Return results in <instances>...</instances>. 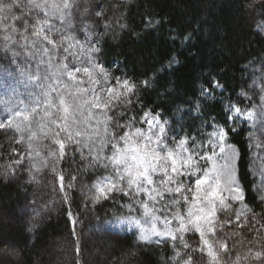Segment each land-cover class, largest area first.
Returning a JSON list of instances; mask_svg holds the SVG:
<instances>
[{"label":"trees","instance_id":"trees-1","mask_svg":"<svg viewBox=\"0 0 264 264\" xmlns=\"http://www.w3.org/2000/svg\"><path fill=\"white\" fill-rule=\"evenodd\" d=\"M81 3L79 11L84 9ZM104 6V16L94 18L106 27L99 38V57L113 73L138 86L132 104L117 111L137 120L143 111L160 112L178 136H202L213 124L229 129L227 143L239 154L245 209L236 205L219 215L223 227L218 225L217 238L228 246L222 264H234L237 254L240 264H264V257L254 255L264 252V198L253 173V128L240 117L228 118L230 104L251 108L261 103L264 0H104ZM17 135L11 128L0 130V264H183L189 256L192 264H207L205 253L198 250V233L185 234L188 248L179 241L174 248L171 240L144 242L133 230L111 227L127 199L116 194L93 204L89 186L102 172L87 171L74 149L57 165L65 185L77 177L65 189L67 200L51 169L46 170L49 175L34 174L28 183L22 180L23 164L15 161L24 144L15 142ZM24 205L36 218L31 225L21 217ZM93 243L104 247V253L91 254Z\"/></svg>","mask_w":264,"mask_h":264},{"label":"snow or ice","instance_id":"snow-or-ice-1","mask_svg":"<svg viewBox=\"0 0 264 264\" xmlns=\"http://www.w3.org/2000/svg\"><path fill=\"white\" fill-rule=\"evenodd\" d=\"M75 6V0H0V50L28 88L26 95L0 100L8 113L0 128L14 129L15 142L25 145L15 163L27 159L30 172L51 168L67 200L65 189L73 187L77 177L65 185L57 165L74 149L86 169L102 172L89 186L93 204L116 194L127 197L121 205L127 214L118 217L119 224L138 229L139 240L156 238L160 243L163 238L174 248L177 241L188 248L185 234L198 233V250L206 253L208 264H222L228 246L215 238L217 213L244 199L235 163L239 154L227 143L229 129L213 124L202 136L178 137L170 121L151 109L139 120L133 115L121 123L127 113L117 110L132 104L138 86L127 77L113 76L98 61L100 49L92 43L87 25L81 29L84 39L77 34ZM260 90L259 105L230 104L228 118H243L253 128L258 121L264 127V84ZM254 255L260 259L264 252ZM241 259L237 254L234 264ZM183 264H192V257Z\"/></svg>","mask_w":264,"mask_h":264},{"label":"rangeland","instance_id":"rangeland-1","mask_svg":"<svg viewBox=\"0 0 264 264\" xmlns=\"http://www.w3.org/2000/svg\"><path fill=\"white\" fill-rule=\"evenodd\" d=\"M80 3L82 4V6H84V9H87L89 6H90V9L86 10V11H84V9L79 11L78 7H79ZM75 4H76V6L72 10V15H73V23H75L77 25V34L80 36L81 39H84L85 33L81 29L83 28L84 25H87L88 35L90 36L92 43L96 47H98L100 35L104 31V28H106V27H105L104 22H103V25H101L99 23H96L94 21V18L100 17V16L103 17L104 14L106 13V9L104 6V0H75ZM83 12L85 15H82ZM98 53L96 54L98 61L106 69H108L112 73L113 76H118L115 73H113V71L108 66H106L104 64L102 59L99 57ZM4 55H5V53L2 50H0V100L9 99L10 97L14 98L15 95H26L28 88L25 85V78L19 74L15 65H12L8 60H5L3 58ZM7 115H8V113L5 112L4 105L2 103H0V122H6ZM127 118H124L121 121V123H123L124 120H126ZM138 126H144V125H138ZM169 127H170V125H169ZM3 129H7V127L6 128H0V130H3ZM251 133L254 134L251 139L255 145V166L253 169V173L255 174V176L258 180V186H259L260 191L262 193V196L264 198V127H261L259 122L257 121L256 127L253 128ZM257 141H259V143H260L259 147L257 146ZM23 153H25V145L23 146ZM74 155H80V154L75 152ZM25 160H26V163H25ZM25 160H23V162H22V164H23L22 169L24 170L23 171L24 174H22L24 176V178L22 180H24L28 183V179H32L31 176H33L34 174H41L44 172V174L49 175L48 171L51 168L42 169L40 172H35L34 170L30 172L29 171L30 162L27 159H25ZM235 163H236V167H237V160L235 161ZM46 170H48V171H46ZM89 170H91V169H87V171H89ZM9 171H10L11 175H15V177H17V171H15V170L13 171L12 169H9ZM51 185L52 184H50L49 187H51ZM52 187L54 189V186H52ZM241 188H242V186H241ZM53 193H54V191H53ZM118 196H121V195H118ZM243 196H244V193H243ZM126 199H127L126 202H124L123 204L128 202L127 197H126ZM231 203H232L231 209L236 205L239 206V208L241 210L245 209L244 208V199H243V201H235V202H231ZM123 204H121V205H123ZM26 208H28L27 205H24L21 208V211H20L21 217H25V224L31 225V222L34 220L35 216H32L30 214V212H29L30 210L26 211L25 210ZM44 208H46V207H40L41 212L46 210ZM224 212H226V211H223V213ZM221 213L222 212L217 213V218H218L217 219V229H218V225L220 222L219 221V215ZM126 214H127V209L123 208V213L118 214L116 217H114V219L111 222H109L110 226L114 227L115 230H127V231L133 230L138 234V229H136V228L129 229L126 224H123V225L119 224L118 217H121V216L126 215ZM35 220H36V218H35ZM215 238L224 242V240L222 238L221 239L217 238V233L215 235ZM160 239H161V242L165 241L163 238H160ZM155 240H156V238H154L152 242H155ZM103 248L104 247H100V246L93 243V245L91 246L89 251L91 254L99 255V254L104 253ZM105 254H109V252L106 251ZM205 255H206V253H205ZM206 260H207V264H208L207 255H206Z\"/></svg>","mask_w":264,"mask_h":264}]
</instances>
